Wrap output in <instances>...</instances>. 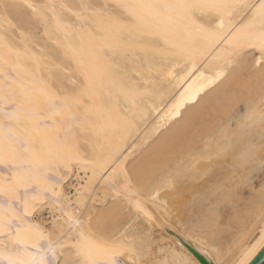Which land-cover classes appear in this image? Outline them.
<instances>
[{"label": "bare ground", "instance_id": "6f19581e", "mask_svg": "<svg viewBox=\"0 0 264 264\" xmlns=\"http://www.w3.org/2000/svg\"><path fill=\"white\" fill-rule=\"evenodd\" d=\"M3 2L24 5L0 8V36L7 38L0 47V149L9 171L0 169V186L19 196L0 193L4 219L45 235L63 226L74 243L78 230L69 224L91 217L102 224L99 243L143 242L161 262L193 247L201 256H191L194 264H240L264 232V0H229L249 6L231 15L197 12L216 32L211 43L189 31L181 10L145 9L144 34L119 44L95 26L91 36L58 30L48 7L80 11L82 3L113 0ZM88 79L95 95L71 111H57L43 94H75ZM205 221L210 230L200 226ZM66 252L82 259L75 249Z\"/></svg>", "mask_w": 264, "mask_h": 264}, {"label": "snow or ice", "instance_id": "6c2138e0", "mask_svg": "<svg viewBox=\"0 0 264 264\" xmlns=\"http://www.w3.org/2000/svg\"><path fill=\"white\" fill-rule=\"evenodd\" d=\"M24 5L15 2L0 3V8H3L7 13L9 9H17ZM26 7L36 12L34 5L26 3ZM52 10L53 19L56 22V28L64 31L70 28H76L81 33H87L89 36L93 35L90 26H95L96 31L101 32L105 37H110L119 44L125 36H132L133 34H144L146 27V15L144 10H152L153 14L160 15L161 10H181L184 17L189 22V31L196 35L203 36L210 43L216 38V32L208 23L202 22L197 17L196 13L200 12L202 15L211 17L223 16L225 14L231 15L233 11L249 7L240 2H229V0H195L192 3H130L128 0H113L112 3L104 4H89L82 3L79 5L80 11L75 9V6L60 3L59 5L48 6ZM61 10V11H58ZM260 15L262 18L261 28L264 29V4L260 6ZM61 12H68L71 16L76 18L77 24H69L64 21ZM82 22V23H80ZM260 43L264 49V31L260 35ZM7 45V38L0 36V47ZM115 53L116 47L110 49ZM234 55H239L237 49ZM228 63H232L231 60ZM96 85L88 79L82 86L81 91L75 94L64 96H57L55 94L45 91L47 101L51 107L57 111L65 110L71 111L73 105L80 104L85 96L92 98L95 95ZM6 98L0 96V101ZM2 110V109H0ZM19 112V109H13L11 112H6L9 118H12ZM179 113H177L178 115ZM262 128H264V109L259 113ZM11 140V138H9ZM14 155V153L12 154ZM4 156L2 149H0V163H4ZM101 173L104 172L105 166L100 165ZM101 179L105 177L101 175ZM0 193L7 194L9 197L15 196L19 198L18 193L14 192L9 186L7 189L0 186ZM30 206L25 200L24 211L25 214L29 212ZM142 210V209H141ZM23 223V217H17ZM71 219V218H69ZM205 230L212 228L211 221H205L200 225ZM54 229L57 225L54 223ZM60 227V234L55 235V231L45 235L39 230L29 226L22 228L19 225L13 224L11 219L5 220L2 213H0V264H194L190 254L182 253L177 255L172 253L173 259L159 260L151 259L152 249L145 247L143 242L140 246L123 242L117 243H99L95 236L97 230L102 227L101 222L95 225L92 223L91 217L86 222L76 220L74 224H69L70 230H78L79 239L74 243L71 239V231L65 232L63 226ZM12 228H15V235H13ZM7 229V231H5ZM259 247L264 248V232L261 233L260 240L257 242ZM30 249H35L31 251ZM66 249H75V256L81 257L80 261L72 258V255L66 252ZM257 249L253 245L244 253L240 264H248L249 257L254 254ZM202 255H207L203 248H199ZM127 256V260L120 259V257ZM63 257V259H61Z\"/></svg>", "mask_w": 264, "mask_h": 264}, {"label": "water", "instance_id": "95a60500", "mask_svg": "<svg viewBox=\"0 0 264 264\" xmlns=\"http://www.w3.org/2000/svg\"><path fill=\"white\" fill-rule=\"evenodd\" d=\"M201 261L204 264H210L202 258ZM248 264H264V248L259 247V245L257 244V249L254 251V254H252L248 259Z\"/></svg>", "mask_w": 264, "mask_h": 264}, {"label": "rangeland", "instance_id": "374dc122", "mask_svg": "<svg viewBox=\"0 0 264 264\" xmlns=\"http://www.w3.org/2000/svg\"><path fill=\"white\" fill-rule=\"evenodd\" d=\"M3 165L4 164L0 163V169L3 170L4 172L8 173L9 172L8 171V168L6 169L5 168L6 166L4 167ZM29 188L32 189V186H30V185L27 186V189H29ZM226 217H228V216H226ZM226 217H223L222 218V220H221L222 223H224L226 221ZM232 226H233V228L231 230V233H234L235 234V232H237V225L235 223H233ZM187 253L190 254V256H192V257H198V259L201 257L200 254H199V252H198V250L194 249L193 247H189L187 249Z\"/></svg>", "mask_w": 264, "mask_h": 264}]
</instances>
